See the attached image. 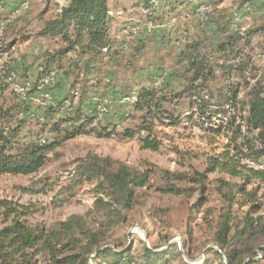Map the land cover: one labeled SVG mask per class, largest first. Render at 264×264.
I'll use <instances>...</instances> for the list:
<instances>
[{
    "label": "trees",
    "instance_id": "1",
    "mask_svg": "<svg viewBox=\"0 0 264 264\" xmlns=\"http://www.w3.org/2000/svg\"><path fill=\"white\" fill-rule=\"evenodd\" d=\"M245 2L251 3V0L242 1L241 5ZM110 11V0H67L54 16L45 21L38 34L42 37L59 36L63 46L44 53L27 99H21L13 90L15 79L11 75L16 72L7 64L2 65L0 93L10 90L18 102L11 107L0 106V175L39 172L49 162L51 151L79 135H108L121 139L136 135L133 128L127 127L119 132L109 126L96 125L93 112L86 113L84 109L88 106L84 97L89 80L100 82L107 68L120 64V57L130 55L129 58L134 59L146 49L143 37L128 39L122 33H113L114 17ZM214 14L210 19L215 21L222 36L215 48L207 51L204 40L186 37L183 48L178 49L176 65L184 67L180 76L186 81L182 90L174 92L169 89L168 73L158 89L138 87L137 101L128 105L141 113L137 129L146 132L145 136H140L142 148L154 151L161 146V141L153 135L158 122L179 126L195 119L210 121L218 113L227 115L228 119L221 120L219 127L209 130L217 135L230 133L229 146L233 145V148H228L220 157L210 158L209 168L204 172L196 169L193 174L164 171L166 184L157 189L174 195L185 191L189 194L194 188L177 184L189 181L204 191L209 171H220L239 179L219 178L220 186L226 192L220 188L224 206L212 234V242L217 248L209 250L215 260L205 259L198 264H215L223 254L226 264H264V204L260 194L264 170L245 162L248 159L262 162L264 158V72L256 66L254 58L264 52V14L260 17L262 23L258 18L252 26L236 30L232 28L235 23L232 13L221 19ZM10 24L9 20L3 33ZM259 36L263 41L255 45L254 39ZM1 57L0 54V60ZM57 69L67 80H73L70 91L62 99L55 100L53 96L47 107L34 106L31 102L40 91L38 81ZM158 69L161 71L151 74L152 79L165 71L162 64ZM136 71L138 68L133 65L132 72ZM22 76L23 80H29L25 73ZM217 79L221 80L222 86L214 92L210 83ZM57 83L58 80L49 86L52 93ZM76 90L80 94V103L64 110L65 101L72 99ZM132 90L134 87L128 85L122 95ZM183 99L186 106L181 102ZM88 101L90 107L95 106L92 99ZM168 104L184 109L175 114ZM226 105L231 108L229 113ZM37 108L41 112L36 120L43 121L41 133L49 128L54 136L42 141V134L36 132L31 134L32 140L24 142L19 136L32 119L31 113H37ZM189 110L191 112L185 114ZM62 112L66 114L58 117ZM126 117L121 116L122 119ZM76 169L77 183L95 184V200L83 214H71L51 226L31 224L25 218L32 210L30 206L0 199V216L5 223L0 228V264H172L176 260L178 254L172 247L160 249L144 245L143 252L137 255L133 252V245L125 246L116 235L120 225L128 222L130 212L142 204L141 190L152 186V169L142 171L121 160L93 153L79 159ZM244 207L248 208L239 216L238 209ZM189 237H192V231H189Z\"/></svg>",
    "mask_w": 264,
    "mask_h": 264
},
{
    "label": "rangeland",
    "instance_id": "2",
    "mask_svg": "<svg viewBox=\"0 0 264 264\" xmlns=\"http://www.w3.org/2000/svg\"><path fill=\"white\" fill-rule=\"evenodd\" d=\"M24 1L29 2L28 8L22 7ZM66 1L0 0L3 6L0 16L11 21L3 33L0 47L3 66H11L18 79H25L22 76L25 73L31 81H35L44 53L63 46L59 36L42 37L38 32ZM242 1L245 0H110V14L114 17L113 33H122L128 39L133 36L143 37L146 39V49L134 59L129 58L130 55L120 57V64L107 68L100 82L89 80L84 97L88 106L84 109L86 113L92 112L94 108L89 106L88 100L100 98L108 105L109 113L96 125L109 126V129L119 132L129 127L136 130V135L126 139L97 134L69 138L49 153V162L39 172L0 175V199L30 206L32 210L25 217L29 223L51 226L71 214L85 213L95 200V184L77 183L76 167L79 159L93 153L121 160L142 171L150 168L154 172L151 177L152 186L141 190L142 204L133 209L128 222L116 230L120 241L125 246L133 245V252L137 255L143 252L144 245L158 246L160 249L172 247L178 254L172 264H198L205 259L214 262L215 257L209 250L217 248L212 242V234L224 206L219 178L233 181L239 179L220 171H209L204 191L189 181L176 182L183 188H194L189 194L186 191L181 195L163 193L157 187L166 184L163 172L167 170L192 174L193 169L206 171L210 158L220 157L228 148H233V145L229 146L231 134L217 135L210 132L209 128H217L222 124L219 117L210 121L185 120L187 122L179 126L158 122L154 126L153 135L161 141L160 149H144L140 136H145L146 132L137 129L141 123V113L121 103L120 97L128 85L137 89L151 82V74L161 71L158 69L160 64L169 73V89L174 92L182 90L186 81L184 76H180L184 67L176 65L179 54L176 39L201 38L207 51L215 48V44L222 40L213 19H198L197 8L201 4L210 5L211 14L215 13L214 17L220 19L232 13L235 22L232 28L235 30L252 26L258 18L262 23L260 17L264 14V0H251V3L241 5ZM150 27L152 31L147 29ZM262 41L263 38L259 36L254 39V44ZM254 58L256 66L264 72V52ZM130 62V66H137L138 71L132 72V67L128 65ZM176 68L177 72L174 73ZM57 70L58 83L52 93L55 100L62 99L70 91L73 82L67 80L61 70ZM220 86V79L210 83L214 92ZM17 102L16 95L10 90L0 93V106L11 107ZM181 102L187 105L185 99ZM32 104L38 106L37 103ZM167 107L175 114L184 109L179 105L173 107L168 104ZM40 112L37 108L35 113L40 116ZM64 114L62 112L57 116L63 117ZM121 116L127 117L122 119ZM42 122H38L36 117L30 119L19 136L21 140L29 142L32 140L31 134L36 132L42 134V138L52 139L54 133L49 128L41 133ZM261 161L264 162V158ZM222 190L226 192L224 188ZM260 194L264 204V181L261 183ZM247 208L238 209L237 214L242 216ZM4 224L0 216V228ZM189 231H192L191 238ZM215 264H226L225 255Z\"/></svg>",
    "mask_w": 264,
    "mask_h": 264
},
{
    "label": "built area",
    "instance_id": "3",
    "mask_svg": "<svg viewBox=\"0 0 264 264\" xmlns=\"http://www.w3.org/2000/svg\"><path fill=\"white\" fill-rule=\"evenodd\" d=\"M22 7L24 8H28L29 7V2L28 1H24L22 3ZM210 5L207 4H201L198 8H197V17L198 19L201 20H208L211 16L212 13V8H210ZM0 11H3V6L0 5ZM9 20H6L2 15L0 16V47L3 43V32L4 29L6 27V24ZM149 31H152V27L147 28ZM135 37V36H133ZM132 37V38H133ZM176 45L177 48L180 50L183 48V44L186 42V38L185 39H176ZM126 49H129V47L127 45L124 46ZM106 50V49H105ZM0 54L2 55L1 60H0V69L3 65V52L0 51ZM168 75V71H163L161 73L156 74L152 81L147 83V87H154L156 89L160 88V86L164 83L166 76ZM11 77L13 79H15V82L13 84V90L16 92V94L21 98V99H27V95L29 94V92L32 89V85L34 81H31V79L29 80H18L16 73H12ZM59 74L57 71L53 70L51 72H49L48 74L44 75L43 77L40 78V80L38 81V86L40 91L38 92V94L36 96H34V98L32 99V103H37V105L42 106V107H47L48 105H50L52 103L53 100V94L51 92V90H49V86H52L53 84H55L58 80ZM137 95L138 92L136 89L132 90L129 94H124L121 95L120 97V102L123 104H134L137 101ZM80 94L79 91L76 90L75 91V95L72 99H67L65 101V105L63 107L64 110H70L73 107L77 106L80 103ZM95 103V106H93L94 110L93 115L95 116V124H97L99 121H101L102 119H104L107 114L109 113V108L107 107V104L105 101H103L102 99H98L95 98V100H93ZM225 109L228 110V113L231 111V108L229 105L225 106ZM191 111H186L185 114H189ZM31 117L35 118V117H39L36 115V113H31ZM220 118L221 120H227V115H225L224 113H218L217 116H215L213 119L216 118ZM42 141L45 140V138H41ZM247 164L250 165L251 167L254 168H259V169H263L264 170V162H255L251 159H248Z\"/></svg>",
    "mask_w": 264,
    "mask_h": 264
}]
</instances>
